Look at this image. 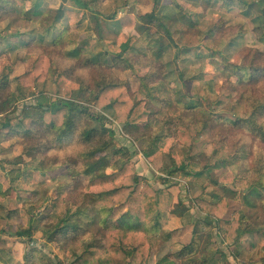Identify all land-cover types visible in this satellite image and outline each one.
<instances>
[{
    "label": "rangeland",
    "instance_id": "obj_1",
    "mask_svg": "<svg viewBox=\"0 0 264 264\" xmlns=\"http://www.w3.org/2000/svg\"><path fill=\"white\" fill-rule=\"evenodd\" d=\"M84 1L86 5L72 0H0V33L6 36L0 42V78L9 75V82L0 86V264H67L73 259L70 252L79 244L86 245L93 238L107 244L115 231L104 225L105 214L98 211L103 206H93L85 190L89 176L84 170L92 159L84 158L89 146L79 134L85 125L102 127L99 121L82 119L76 134L62 141H56L41 122L28 126L30 134L3 130L4 122L29 111L41 96L50 103L75 98L91 113L105 116V127L115 135L107 137L112 146L95 156L109 157L111 164L103 172L117 171L126 162L155 189L166 190L159 203L160 227L148 234L149 264L181 263L184 258H206L207 264L232 263L229 242L221 237L212 220L215 216L202 210L197 199H226V217H232L244 208L243 184L255 178L260 156L264 160V143L243 124L234 125L225 117L210 118V113L246 117L252 99L264 97V78L255 84L242 82L233 69L249 64L253 57L264 63L260 32L264 0ZM61 9L64 16L55 21L56 11ZM153 10L158 19L152 22L147 18L132 27L119 26L118 20L125 14L137 18ZM246 10L250 13L245 14ZM93 13L99 18L100 32L91 18ZM112 15L115 19L108 18ZM147 27L152 29V39L142 36ZM119 33L137 36L124 55L129 64L115 61L107 51L108 42L115 43ZM90 37L98 42L80 49L79 43ZM257 50L262 55H256ZM38 59L40 78L36 82L21 78L34 69ZM60 76L80 85L72 98L58 93ZM105 80L128 84L131 97L143 101L151 111L148 126L141 124L127 131L112 110L103 111L91 102V93ZM199 119L209 121L212 139L203 146V155L189 160V149L180 142L178 129ZM160 133L173 139L172 154L181 153L192 172L208 163L217 144L226 147V165L212 168L208 179L186 180L181 172L171 175L169 170H158L146 151ZM118 147L130 149L127 158L114 155ZM167 152L162 164L173 169L175 162ZM36 169L40 175L33 180L28 174ZM256 202L263 221L264 199ZM85 208L94 209L95 216L98 211L96 224L59 232L67 224L60 221L59 211L70 215ZM29 227L31 236L17 235ZM195 229L200 231L194 234ZM196 238L204 253L192 251L189 243L193 246ZM239 242L246 258L252 255L261 264L258 259L264 258V247H254L248 235ZM180 251L185 255L181 260L174 257Z\"/></svg>",
    "mask_w": 264,
    "mask_h": 264
},
{
    "label": "trees",
    "instance_id": "obj_2",
    "mask_svg": "<svg viewBox=\"0 0 264 264\" xmlns=\"http://www.w3.org/2000/svg\"><path fill=\"white\" fill-rule=\"evenodd\" d=\"M67 1V0H65ZM79 5H86L84 0H72ZM233 1V0H230ZM242 4V2H240ZM159 4V3H157ZM246 8V7H245ZM57 17L55 21L63 18L62 9L56 11ZM250 11L246 10L245 14ZM67 15H71V11H66ZM96 23V30L100 32L99 18L96 13L91 16ZM109 19H115V16H109ZM153 21L158 19L155 11L145 15H139L134 18L131 14H125L119 19V26L132 27L137 21L147 19ZM261 28V35L264 37V27ZM152 29L147 28L143 37L152 39ZM6 39L5 35L0 33V42ZM164 39V38H163ZM137 41V36L128 37L125 33H119V39L115 43L108 42L107 51L112 54V58L118 62L128 63V59L124 57L125 53ZM98 42V38L90 37L79 43L80 49L91 47ZM151 44V43H149ZM76 53V51H73ZM256 55H262L260 51H255ZM35 63L32 71L20 76L21 78L29 79L36 82L40 78V73L37 70L39 62ZM129 64V63H128ZM129 66V65H128ZM230 67V65L228 66ZM231 69V67H230ZM235 74L239 76L242 82L251 81V84L260 82L264 78V63H260L256 57H253L249 64L234 66ZM232 70V69H231ZM145 82L146 76L143 78ZM9 82V75H4L0 78V86ZM60 95L72 98L74 90L79 89L80 85H73L67 82L62 76L59 77ZM91 102H94L98 108L103 111L112 110L115 119L124 124L127 131L138 127L141 124L148 126L150 124L151 111L146 107L143 101H138L132 98L129 94V86L126 82L104 81L97 92L91 93ZM55 108V109H54ZM19 117H14L2 124L3 130H13L16 132H26L30 134L28 126L37 122L45 124V128L51 130L55 135L56 141H62L67 137H72L76 134L77 126L82 119L99 121L102 127L89 128L85 125L80 132V139L89 146L88 152L84 158L92 159L85 167L84 173L89 176V182L85 186V190L91 199L93 206L102 205L99 211L104 213V225L107 228L115 229L109 235V242L103 244L99 239L93 238L86 245L79 244L74 252H70L73 259L67 264H149L150 257V242L148 234L152 230L160 227L161 213L159 203L163 198L162 193L166 190L155 189L151 183L147 182L146 177L134 173L128 163H123L122 167L117 171L110 173L103 172V169L110 166L111 161L108 156L95 158L96 153L109 149L112 146L110 139L115 132L112 129L105 127L103 119L105 116H99L96 113H91L89 107L77 99H60V103L54 101L50 103L48 99L41 96L37 99V103L28 108ZM229 118L234 125L245 126L251 133L257 136L264 143V97L255 96L250 103L249 114L246 117H236L231 114H215L210 113V118L220 119ZM178 136L180 142L186 146L188 151V159L192 160L197 156L203 155V146L211 141V127L208 120H191L179 126ZM154 145L146 151V157L149 162L158 170H169V174L174 175L181 172L182 178L186 180L209 178V173L212 168H222L226 165L224 148L216 145V152L212 154L208 163L197 172L189 170L187 163L182 159V154L177 153L175 157L172 154L173 139L167 138L166 135L160 133L154 138ZM96 144L94 147L91 144ZM92 146V148H90ZM128 148H114V155L119 157H128ZM127 151V152H126ZM168 151L171 154L172 161L175 162L174 168L164 167L162 164L164 153ZM256 176L253 180L243 184L242 198L244 208L234 212L232 217L227 218L228 205L226 199L219 201H206L198 198L197 201L202 210L213 214L212 220L216 221L219 227L221 237L224 241L235 242L236 249L235 258L240 259L241 263L257 264L253 261L252 255L246 258V251L239 247L240 239L246 235H250L255 246L264 247V220H260L259 205L257 199H264V160L260 156L255 167ZM33 180H37L40 175L38 169L33 170L28 174ZM92 208L79 209L68 215L65 211H59L58 217L60 221L67 222L63 225L59 232L66 233L70 229L76 230L80 227H89L97 223V216L93 214ZM208 214V217L210 215ZM83 216V217H82ZM68 219V220H67ZM85 219V220H84ZM100 219V218H99ZM70 220V221H69ZM69 221V223H68ZM81 221V222H80ZM200 230L195 229L194 234ZM31 228L19 230L17 235L20 237L31 236ZM238 246V247H237ZM178 259L185 257L184 251L176 253L174 256ZM261 264H264V258L258 259ZM208 259H193L171 261L169 264H207ZM254 262V263H253Z\"/></svg>",
    "mask_w": 264,
    "mask_h": 264
},
{
    "label": "crops",
    "instance_id": "obj_3",
    "mask_svg": "<svg viewBox=\"0 0 264 264\" xmlns=\"http://www.w3.org/2000/svg\"><path fill=\"white\" fill-rule=\"evenodd\" d=\"M159 6V5H158ZM154 11V10H153ZM152 11V12H153ZM148 13H150V12H148ZM156 13V12H155ZM147 14V13H146ZM157 14V13H156ZM144 15V14H143ZM148 28V27H147ZM146 28V29H147ZM144 33H145V31H144ZM131 49V48H130ZM209 237L208 238H210L211 236H210V234L208 235ZM248 236H250V235H248ZM245 237V236H244ZM242 239V238H241ZM250 239L252 240V237L250 236ZM197 243H198V239L196 238L195 239V243H193V246L191 245V243H189V245L191 246V248H192V251H199L200 250V252H202V253H204L205 252V249H202L200 246L201 245H197ZM235 242H229L228 243V246H227V250H229V253H231L232 254V263L230 262L229 264H239L238 262H237V260H236V258H235V255H234V253H233V248H235V244H234ZM221 250H224V249H221ZM225 251V250H224ZM225 253H226V251H225ZM224 252L222 253V254H225ZM207 254V253H206ZM193 256V255H192ZM188 260V259H187ZM212 264H213V261H212Z\"/></svg>",
    "mask_w": 264,
    "mask_h": 264
},
{
    "label": "built area",
    "instance_id": "obj_4",
    "mask_svg": "<svg viewBox=\"0 0 264 264\" xmlns=\"http://www.w3.org/2000/svg\"><path fill=\"white\" fill-rule=\"evenodd\" d=\"M115 121V120H114ZM116 123H117V121H115ZM117 126H118V128L120 129V130H122L121 129V125L119 124V123H117Z\"/></svg>",
    "mask_w": 264,
    "mask_h": 264
}]
</instances>
